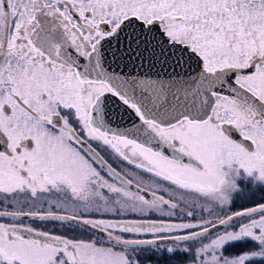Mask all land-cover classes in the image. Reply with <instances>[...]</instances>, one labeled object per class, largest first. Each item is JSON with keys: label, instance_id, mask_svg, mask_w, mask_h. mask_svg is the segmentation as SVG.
Returning <instances> with one entry per match:
<instances>
[{"label": "snow or ice", "instance_id": "1", "mask_svg": "<svg viewBox=\"0 0 264 264\" xmlns=\"http://www.w3.org/2000/svg\"><path fill=\"white\" fill-rule=\"evenodd\" d=\"M0 264H264V0H0Z\"/></svg>", "mask_w": 264, "mask_h": 264}, {"label": "water", "instance_id": "2", "mask_svg": "<svg viewBox=\"0 0 264 264\" xmlns=\"http://www.w3.org/2000/svg\"><path fill=\"white\" fill-rule=\"evenodd\" d=\"M116 111H117V112H119L120 110H119V109H117ZM114 118H115V117H114ZM127 119H128V118H127V115L125 114V119H124V121H123V122H124V124H125V122H127Z\"/></svg>", "mask_w": 264, "mask_h": 264}, {"label": "flooded vegetation", "instance_id": "3", "mask_svg": "<svg viewBox=\"0 0 264 264\" xmlns=\"http://www.w3.org/2000/svg\"><path fill=\"white\" fill-rule=\"evenodd\" d=\"M126 125L130 126L129 120L127 119V122H125Z\"/></svg>", "mask_w": 264, "mask_h": 264}]
</instances>
